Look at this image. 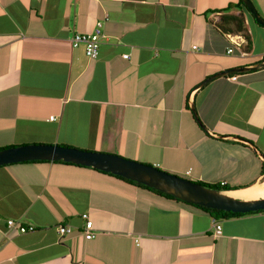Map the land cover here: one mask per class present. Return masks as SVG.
<instances>
[{
	"label": "crops",
	"instance_id": "1",
	"mask_svg": "<svg viewBox=\"0 0 264 264\" xmlns=\"http://www.w3.org/2000/svg\"><path fill=\"white\" fill-rule=\"evenodd\" d=\"M251 1L264 19V0ZM237 2L0 0V148L116 152L260 198L264 26L243 11L246 31H225L223 16L241 9L220 10ZM98 21L104 37L88 58L70 40ZM227 34L245 42L234 47ZM83 212L92 239L81 234ZM9 219L35 229L20 233ZM58 224L73 232L60 238ZM0 264H264V212L214 220L89 166L9 163L0 165Z\"/></svg>",
	"mask_w": 264,
	"mask_h": 264
},
{
	"label": "water",
	"instance_id": "2",
	"mask_svg": "<svg viewBox=\"0 0 264 264\" xmlns=\"http://www.w3.org/2000/svg\"><path fill=\"white\" fill-rule=\"evenodd\" d=\"M244 2L256 22L264 26V19L253 2L251 0H244ZM233 71V69L224 70L205 79L202 84ZM193 112L196 120L199 121L194 109ZM31 160H63L93 167L139 182L187 203L207 208L241 213L264 210V197L244 200L228 194V190L210 188L155 165L128 159L116 153L87 150L57 143H30L0 148V165Z\"/></svg>",
	"mask_w": 264,
	"mask_h": 264
},
{
	"label": "built area",
	"instance_id": "3",
	"mask_svg": "<svg viewBox=\"0 0 264 264\" xmlns=\"http://www.w3.org/2000/svg\"><path fill=\"white\" fill-rule=\"evenodd\" d=\"M102 22L98 21L95 24L94 30L90 32L84 33H74L71 37L70 43L73 48H77L79 46L83 47L84 54L88 58H96L99 55L100 45L104 34L102 32ZM228 39L231 41V44L234 47L242 46L245 42V39L239 35L227 34ZM233 46L227 48V53H232ZM194 48L196 46H193ZM245 51H241V55H245ZM124 58H128L129 54H123ZM235 78V77H234ZM81 218L83 220V224L81 226V234L85 239H92L95 237L94 225L92 220L90 219L87 212H83L81 214ZM9 227L17 226V229L20 233H27L33 231L35 229L34 225H23L22 223H17L14 219H9L7 221ZM57 233L60 238L71 234L73 232L71 226L59 224L56 228ZM221 234V225L220 223H214V235L218 236Z\"/></svg>",
	"mask_w": 264,
	"mask_h": 264
},
{
	"label": "trees",
	"instance_id": "4",
	"mask_svg": "<svg viewBox=\"0 0 264 264\" xmlns=\"http://www.w3.org/2000/svg\"><path fill=\"white\" fill-rule=\"evenodd\" d=\"M236 7H239L241 9V12L239 14H237V15H227V16H223V20L225 21V23L232 24V27L226 28L225 31H242V32L246 31V27H245V24H244L245 19H244L243 11L248 12V14L250 15L251 19L256 24H258L256 22L255 18L253 17V15L250 13V11H249L248 7L246 6L244 0H238V2L236 4L229 5V6H227L226 8H224V9H222L220 11L225 12V11H228L229 9H231V8H236ZM258 25H260V24H258ZM245 37L249 38L247 34H245ZM62 145H65V144H62ZM67 146H69V145H67ZM6 147H9V146H6ZM1 148H5V147H1ZM34 161L61 162V163H68V164L78 165V166H84V165H79V164H75V163H71V162H65L63 160H57V161H50V160H31V162H34ZM93 169L98 170L96 168H93ZM98 171L103 172V173L110 174V175L115 176V177H118V178H120V179H122V180H124V181H126V182H128L130 184H133V185H136V186L145 188L147 190H150V191H152L154 193H157L159 195H162L164 197L171 198V199H175V200L180 201L182 203H185L187 205H191V206H193L195 208H198V209H200V210L208 213L209 215H211V217L214 220L228 219V218H232V217H236V216H242V215H246V214H253V213H258V212H264V210H257V211H249V212H246V213H241V212H232V211H226V210H221V209L207 208V207H203V206H199V205L187 203L185 201H182L180 199L175 198L174 196H172L170 194H167V193H164V192L159 191L157 189L148 187V186H146L144 184H141L139 182H136V181H133V180L124 178L123 176L115 175V174H112V173H109V172H105V171H101V170H98ZM197 182L198 183H201V184H203V185H205L207 187L214 188V189H218V190H232V189H235V188H232V187H230L228 185L221 184L220 182H218V183H205V182H201V181H197ZM64 225H67V224H64Z\"/></svg>",
	"mask_w": 264,
	"mask_h": 264
},
{
	"label": "bare ground",
	"instance_id": "5",
	"mask_svg": "<svg viewBox=\"0 0 264 264\" xmlns=\"http://www.w3.org/2000/svg\"><path fill=\"white\" fill-rule=\"evenodd\" d=\"M252 191H253V196L255 197H260L263 198L264 197V186L262 184H256L252 187ZM253 199H257V198H251V199H244V200H253Z\"/></svg>",
	"mask_w": 264,
	"mask_h": 264
},
{
	"label": "rangeland",
	"instance_id": "6",
	"mask_svg": "<svg viewBox=\"0 0 264 264\" xmlns=\"http://www.w3.org/2000/svg\"><path fill=\"white\" fill-rule=\"evenodd\" d=\"M253 1H255V0H253ZM257 3V2H256ZM257 7H259V4H257ZM259 12V11H258ZM69 146H73V145H69ZM73 147H75V146H73ZM76 147H78V146H76ZM110 153V152H109ZM113 153V152H112ZM116 153V152H115ZM117 154V153H116ZM121 155V154H120ZM123 157H125V158H128V159H132V160H136V161H139V162H142V163H147V162H145L146 160H138V159H134V158H132V157H130V156H128V155H125V156H123ZM156 167H158V166H156ZM160 167H162V166H160ZM161 169V168H160ZM176 174V173H175ZM178 175V174H177ZM180 176H182V175H180ZM182 177H184V176H182ZM186 178V177H185Z\"/></svg>",
	"mask_w": 264,
	"mask_h": 264
},
{
	"label": "clouds",
	"instance_id": "7",
	"mask_svg": "<svg viewBox=\"0 0 264 264\" xmlns=\"http://www.w3.org/2000/svg\"><path fill=\"white\" fill-rule=\"evenodd\" d=\"M221 184H223V183H221ZM216 222H217V223H220V222H218V221H214V223H216ZM220 225H221V224H220ZM213 227H214V226H213Z\"/></svg>",
	"mask_w": 264,
	"mask_h": 264
}]
</instances>
